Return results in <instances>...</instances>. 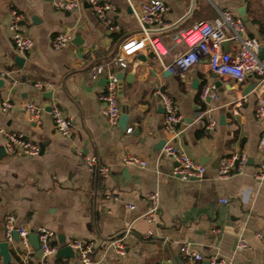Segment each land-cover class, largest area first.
Segmentation results:
<instances>
[{"label":"crops","instance_id":"1","mask_svg":"<svg viewBox=\"0 0 264 264\" xmlns=\"http://www.w3.org/2000/svg\"><path fill=\"white\" fill-rule=\"evenodd\" d=\"M98 1L114 6L110 17L117 30L104 24L86 0L73 12L57 10L54 0H0V101L13 104L6 113L0 105V243L6 242V218L13 215L18 227H45L54 234L56 252L44 262L31 244L27 264L79 263L74 250L73 257L57 254L72 240L95 242L96 264H193L182 255L186 244L203 255L199 264H209L215 255L232 264H264V183L254 179L264 159V120L256 116L258 78L252 74L237 82L214 73L207 60L180 68L175 60L187 47L174 41L176 33L214 22L228 11L242 20L244 36L256 40L259 56L264 55V0H162L169 8V27L150 26L149 31L161 36L169 53L159 58L148 46L125 67L118 62L121 46L141 35L135 11L148 0ZM14 11L23 16V33L35 42L29 54H20L13 43ZM59 34H68L70 41L54 50L52 41ZM239 48L235 40L221 46L232 55ZM98 68L111 69L119 78L117 125L102 113L105 78H93ZM40 82L48 87L38 89ZM206 87L213 96L203 99ZM156 90L177 104L182 121L176 126V144L205 167L201 179L175 177V163L162 154L171 135ZM28 102L44 109L39 120L27 112ZM53 106L71 120L69 135L56 130ZM123 115L128 117L124 126ZM2 131L38 143L40 156L8 155ZM232 153L246 155V165L221 179L216 160ZM86 155L107 167L108 176L91 171ZM127 155L148 166L124 165ZM199 155L207 161L201 163ZM152 195L158 198V211L149 221L145 216L154 206ZM128 228L127 254L120 257L111 241ZM239 240L245 248H238ZM8 245L10 264H26L20 241L14 238Z\"/></svg>","mask_w":264,"mask_h":264},{"label":"built area","instance_id":"2","mask_svg":"<svg viewBox=\"0 0 264 264\" xmlns=\"http://www.w3.org/2000/svg\"><path fill=\"white\" fill-rule=\"evenodd\" d=\"M90 9L97 17L112 30H117L118 26L110 17V13L114 11V6L110 4H102L98 0H86ZM54 7L60 11L73 12L82 6V0H54ZM169 8L162 0H148L143 2L139 10L135 14L141 24V35L127 39L121 46V53L118 62L122 67L127 65V60L141 53L148 46L157 55L162 58L169 53L164 45L161 36H151L149 27L159 26L161 29L169 27L166 16ZM13 22L11 24L12 39L16 50L20 54H29L35 47L34 40L26 36L22 31L23 16L14 11ZM227 40H235L239 42L240 48L237 54L232 55L222 51L221 46ZM70 41L68 34H59L52 41V48L60 50L64 48ZM174 41L177 45L184 44L187 47L186 52L175 60V65L183 69H190L202 61L209 62L210 69L219 75L230 76L237 82H243L248 75H255L258 78V86L261 93L257 101L256 116L259 120H264V60L258 54L259 44L256 40L244 36V24L241 19L235 17L231 12H221L218 19L214 22H200L190 30L180 31L175 34ZM100 76L105 78V90L101 97L102 113L104 117L112 125H117L121 116L119 104V78L111 69L98 68L93 72V78ZM38 89H45L48 84L37 83ZM209 87L204 88L202 98L213 96ZM155 95L160 97L165 111V125L167 132L171 138L165 143L162 154L165 158L175 163L173 174L181 180L201 179L205 174V167L199 162L192 159L184 149L176 144V138L179 133L176 126L182 121L177 104L161 90H156ZM2 112L6 113L12 109L13 104L9 99L0 101ZM26 110L33 120H39L44 109L35 103H26ZM56 130L67 136L72 129L71 120L57 106L50 109ZM215 126V122H210V128ZM131 132V129L128 130ZM5 136L4 149L8 155L19 157H38L41 154V147L38 143L27 139L22 134L2 131ZM264 149V141L262 143ZM84 160L91 171L99 172L102 176H108L109 169L99 164L95 156L86 155ZM246 155L232 153L228 157L221 160L218 168V176L221 179H228L233 173L241 172L246 165ZM126 166L138 168H146L148 163L146 160L127 155L123 158ZM254 179L258 184L264 183V159L254 173ZM150 200L154 204L152 210L145 217L149 221H154L153 216L158 211V198L156 195L150 196ZM226 203V200L222 201ZM6 242L14 243V233L17 232L21 245V258L24 263H28L31 259V243L30 235L36 234L39 239L40 248L42 250V259L44 262L49 256L56 252V248L52 246L54 234L45 227L31 231L25 227H18L16 219L13 215H8L5 222ZM131 229L128 228L122 236L116 237L111 241V246L115 252L124 257L127 254L126 240L130 235ZM68 247L74 250L79 258L77 264H96L94 261V253L96 244L93 241L72 240ZM246 247L243 240L238 241V248ZM182 255L185 259L190 260L193 264H199L204 260L202 254L195 251L189 244L183 245L181 248ZM209 264H232V260L220 256H212Z\"/></svg>","mask_w":264,"mask_h":264},{"label":"water","instance_id":"3","mask_svg":"<svg viewBox=\"0 0 264 264\" xmlns=\"http://www.w3.org/2000/svg\"><path fill=\"white\" fill-rule=\"evenodd\" d=\"M86 6H88V5L86 4ZM260 58L264 60V55H261ZM251 89H252V86H249L246 91L248 92ZM45 95L50 97L51 94L49 93V94H45ZM127 121H128L127 115H123L121 118L122 125L123 126L126 125ZM163 145H165V142H163ZM1 153H0V155H2ZM199 158H200L201 163H205L207 161V158H204L202 155H199ZM220 161H221V157H218L216 160V165H215L217 168H219ZM14 238L17 241L19 240V236H18L17 232L14 233ZM29 239H30V243L32 244L33 248L35 249V251L37 253L38 258H41L42 257V250L40 248L38 236L36 234H31ZM57 254L60 256H63V257H73L74 256V252L70 247H65L64 249L59 250L57 252ZM0 255L3 258L4 264H10L11 263L12 256H11V252L9 250L8 243H6V242L0 243Z\"/></svg>","mask_w":264,"mask_h":264}]
</instances>
